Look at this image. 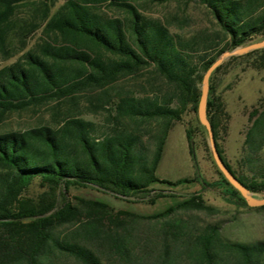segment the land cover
I'll return each instance as SVG.
<instances>
[{"label":"trees","instance_id":"trees-1","mask_svg":"<svg viewBox=\"0 0 264 264\" xmlns=\"http://www.w3.org/2000/svg\"><path fill=\"white\" fill-rule=\"evenodd\" d=\"M134 1L66 0L49 17L44 4L43 30L49 41L0 68L1 116L30 105L74 99L78 94L103 89L122 77H136L148 67L168 88L162 100L123 95L115 103L116 117L122 120L162 121L150 158L143 136L127 125L99 138L95 136L92 121L70 117L57 130L41 127L0 133V226L24 237L16 245L0 242V249H29L23 256L26 264H49L43 258V249L66 250L84 264H98L90 251L97 247L128 254V249H133L129 239L105 228L100 220L106 214L105 203L80 200L79 207L64 203L46 215L54 208L53 204H27L19 199L21 192L35 178L52 186L62 184L65 189L91 185L123 197L141 194L154 182L178 185L196 180L194 177L172 182L155 176L171 121L180 119L187 106L197 113L203 74L224 50H233L264 34V12L257 13L255 0H187L206 7L228 39L211 55L206 48L194 50V42L177 38L161 21L141 15ZM35 4V0H0V53L5 58L21 49L38 27L32 14L23 17L18 10L22 5ZM102 5L124 11L125 17L102 15ZM15 42L20 47H15ZM259 53L263 65L264 48L246 55ZM221 68L222 64L210 76L207 99V117L217 151L227 168L250 192L264 193V108L252 115L255 117L245 134L243 163L247 174L237 175L217 144L222 105L213 94L211 81ZM185 135L193 157L191 131L186 129ZM217 173L219 185L229 198L247 207L239 191L218 169ZM84 205L88 208V217L81 221L80 206ZM179 206L205 208L198 195L184 199ZM24 219L29 222L22 223ZM76 220L80 225L75 229V236L60 238L55 233L56 226ZM171 235L173 242L186 248L181 249L188 253L186 264H264V241L249 245L222 242L214 226L196 237ZM190 245L197 249H189Z\"/></svg>","mask_w":264,"mask_h":264},{"label":"rangeland","instance_id":"rangeland-1","mask_svg":"<svg viewBox=\"0 0 264 264\" xmlns=\"http://www.w3.org/2000/svg\"><path fill=\"white\" fill-rule=\"evenodd\" d=\"M35 1L37 4L22 5L18 10L23 17L32 14L38 27L26 38L22 48L11 57L5 58L0 53V68L12 64L44 41H49V36L43 30L46 22L43 20L44 4L47 5L49 17L66 0ZM255 1L257 13L264 12V0ZM133 4L141 15L161 21L177 38L194 42V50L206 48L208 54L213 55L228 40L215 24L207 8L197 1L135 0ZM100 10L102 15L107 17H125L124 11L108 5H102ZM263 39L264 34L256 35L242 46ZM14 45L20 47L17 42ZM247 53L226 58L222 68L211 81L213 94L222 105L218 116L217 144L224 160L237 175L248 173L243 163L246 152L245 134L255 117L252 115L264 108V64H260L261 54L249 56ZM167 89L165 83L148 67L136 77H122L103 89L78 94L74 99L48 101L0 115V133L25 132L41 127L57 130L70 117L92 121L95 125V136L99 138L112 129H122L127 125L138 130L143 136L146 153L150 158L162 121L122 120L116 117L114 107L123 95L157 97L162 100L168 94ZM199 124L197 113L192 111L191 106H187L180 119L171 121L162 156L155 171V176L160 180L174 182L194 177L196 180L178 185L154 182L141 194L123 197L91 185L70 186L65 189L62 184L52 186L40 178H35L23 189L19 199L31 205L53 204L54 208L46 215L56 211L64 203L78 207L81 205L80 200L105 203L106 214L101 218L96 216L105 228L127 237L133 249H128L126 255L116 249H90L98 264H186L188 253L181 251L186 248L173 242L171 234L196 237L213 226L217 227L222 242L249 245L264 241V209L237 205L219 185L218 167L212 156L209 137L206 129ZM186 129L191 131L193 157L188 151ZM195 195L201 197L205 208L186 209L179 206L181 201ZM253 195L257 198L264 197V193ZM80 209L79 219L83 221L88 217V208L84 205L80 206ZM21 222H29V219ZM79 225L78 220L58 225L55 233L60 238H71L75 236V229ZM23 240V234H12L10 228L0 226V242L7 241L16 245ZM77 240L84 241L81 238ZM90 246L93 248L94 244ZM189 249L197 248L190 245ZM27 250L29 251L0 249V254H3L0 256V264H26L23 256ZM43 251V258L49 264H84L63 249Z\"/></svg>","mask_w":264,"mask_h":264},{"label":"water","instance_id":"water-1","mask_svg":"<svg viewBox=\"0 0 264 264\" xmlns=\"http://www.w3.org/2000/svg\"><path fill=\"white\" fill-rule=\"evenodd\" d=\"M264 48V39L250 45L236 47L233 50H226L222 52L219 57L211 63V65L207 68L205 73L203 74L201 81V94L197 106V118L200 124L206 129L208 137L210 149L212 152L213 159L215 161L216 166L222 175L226 178L230 185H232L236 190L239 191L241 196L246 201V204L250 207H261L264 206V197L257 198L250 192L238 179L237 177L227 168L225 163L223 162L221 156L219 155L215 140L213 136V131L211 128V124L207 117V99L209 92V79L213 71L220 66L226 58H229L234 55L245 54L252 50H257Z\"/></svg>","mask_w":264,"mask_h":264}]
</instances>
